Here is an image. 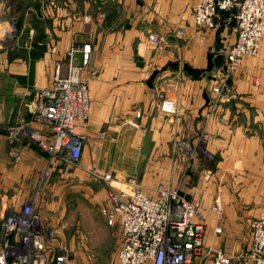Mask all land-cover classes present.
I'll return each instance as SVG.
<instances>
[{
	"label": "crops",
	"instance_id": "1",
	"mask_svg": "<svg viewBox=\"0 0 264 264\" xmlns=\"http://www.w3.org/2000/svg\"><path fill=\"white\" fill-rule=\"evenodd\" d=\"M195 4H22L17 20L30 35L22 33L17 43L10 39L21 47L0 50V247L8 209H20L35 198L41 222L49 229L58 226L52 222L61 221L68 209L62 193L73 182L72 166L51 158L26 137L9 143L8 128L30 121L29 105L39 89L51 85L58 62L66 74V51L90 42V61L80 70L87 80L89 116L75 126L85 136L83 168L111 174L113 186L134 176L149 195H155L159 183L176 189L198 203L195 220L207 226L205 249L230 256L249 249V222L264 210V37L259 53L243 57L229 79L232 96L215 101L212 87L222 74L224 52L236 39L235 21L229 20L231 13L220 12L214 28H198ZM0 21L3 32L8 22ZM151 34L163 42L152 43ZM73 63L81 65L79 53ZM164 97L175 100L174 113L159 106ZM32 126L42 128L36 122ZM45 133L50 139V131ZM75 171L88 183L84 170ZM104 196L109 206L108 192ZM113 227L120 239L119 227ZM113 264H119L117 259Z\"/></svg>",
	"mask_w": 264,
	"mask_h": 264
},
{
	"label": "built area",
	"instance_id": "2",
	"mask_svg": "<svg viewBox=\"0 0 264 264\" xmlns=\"http://www.w3.org/2000/svg\"><path fill=\"white\" fill-rule=\"evenodd\" d=\"M220 12L231 13L229 20L235 21L236 39L225 50L222 74L212 87L215 101L232 96L229 79L243 57L255 56L259 51L264 36V0H196V27L214 28ZM150 40L157 45L163 42L156 34H151ZM77 53L81 65L73 63ZM91 54L90 42L74 44L66 51V74H61L58 62L51 85L39 89L29 105L30 121L8 128L9 143L26 137L51 158L77 166L85 136L78 134L75 126L87 121L90 109L87 80L81 78L80 70L89 63ZM159 106L168 113L176 111V102L171 98H162ZM32 122L42 128H35ZM101 178L109 185L110 201L101 214L109 226H117L121 232L116 255L119 264H264V210L249 222V249L230 256L205 249L207 226L195 220L198 203L176 189L159 183L155 195H149L134 176L123 182V188L111 184L109 173ZM1 229L5 241L0 247V264H71L67 255L56 252L54 233L43 226L35 198L26 200L20 209H8Z\"/></svg>",
	"mask_w": 264,
	"mask_h": 264
},
{
	"label": "rangeland",
	"instance_id": "3",
	"mask_svg": "<svg viewBox=\"0 0 264 264\" xmlns=\"http://www.w3.org/2000/svg\"><path fill=\"white\" fill-rule=\"evenodd\" d=\"M29 1L32 0H0V20L6 18L8 22L7 30L2 32L0 29V50L7 49L10 45V47L14 46L10 39L16 41L22 33H24L23 36L30 35L26 33V27L21 28L17 20L22 4L28 5ZM13 27L14 31H12ZM28 46L29 44H26V47ZM14 47L17 45L15 44ZM18 47H21V44H18ZM82 165L81 157L77 166L72 165L73 182L69 185L70 188L67 186V194L62 193V196L65 195L66 200L70 202L68 209L61 221L57 218L52 222L54 226L57 222L59 223L58 226L52 227L55 238L54 247L58 254L67 255L71 264H113L120 241L118 230L116 227L109 226L101 214V208L107 204L103 201L104 194L108 192V185L101 178L104 173L95 169L86 171ZM75 169L85 171L88 183L81 180L84 176ZM114 185L125 187L122 184ZM48 221L46 225L50 226Z\"/></svg>",
	"mask_w": 264,
	"mask_h": 264
},
{
	"label": "water",
	"instance_id": "4",
	"mask_svg": "<svg viewBox=\"0 0 264 264\" xmlns=\"http://www.w3.org/2000/svg\"><path fill=\"white\" fill-rule=\"evenodd\" d=\"M79 57L81 58L80 54H79Z\"/></svg>",
	"mask_w": 264,
	"mask_h": 264
}]
</instances>
